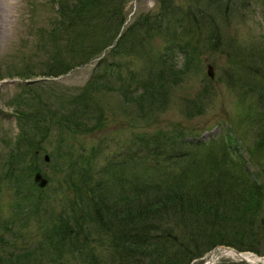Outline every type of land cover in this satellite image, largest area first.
Here are the masks:
<instances>
[{
  "label": "rangeland",
  "instance_id": "rangeland-1",
  "mask_svg": "<svg viewBox=\"0 0 264 264\" xmlns=\"http://www.w3.org/2000/svg\"><path fill=\"white\" fill-rule=\"evenodd\" d=\"M198 2L129 0L114 43L100 57L59 77L46 75L54 41L66 44L68 35L56 25L58 0L6 4V36L0 44V264H128L113 247L122 234L96 221L98 194L115 201L134 192L135 184L164 181L173 173L190 181L195 173L223 166L220 160L230 141L234 155L247 160L263 156L256 146L258 121L264 130L259 103L260 95L264 101V0ZM164 6L188 25L182 28L174 19L150 33L143 18ZM188 11L195 12L193 25ZM140 19L132 38L116 48L121 35ZM101 58L106 62L99 66ZM112 62L109 84L89 92L84 107L75 103L95 71ZM246 67L254 73L246 75ZM160 73L166 77L162 95L151 99L124 92L136 89L138 81L154 83ZM158 140L166 155L155 150ZM192 142L215 146L214 160L208 166L192 164L190 171L194 155L180 159L169 151L194 153ZM249 169L264 177L262 164L251 162ZM37 173L47 179L45 186L34 180ZM112 179L118 181L111 184ZM257 215L259 220L264 216V205ZM171 224L164 221L161 227ZM184 230L175 226L173 233L182 237ZM257 233L256 252L244 253L264 260L263 226ZM225 235L235 242L233 233ZM227 247L216 246L190 264H204L218 248ZM174 257L188 259L186 254ZM135 260L141 262L129 263ZM214 264L250 263L227 255Z\"/></svg>",
  "mask_w": 264,
  "mask_h": 264
},
{
  "label": "trees",
  "instance_id": "trees-1",
  "mask_svg": "<svg viewBox=\"0 0 264 264\" xmlns=\"http://www.w3.org/2000/svg\"><path fill=\"white\" fill-rule=\"evenodd\" d=\"M128 1L66 0L64 2V0H58L59 17L58 20L56 19V25L68 35L63 39L66 44L62 45V42L57 44V41H54L56 51L52 55L53 62H49L50 67L46 75L59 77L76 67L89 63L93 58L100 57L101 51L110 47L118 37L126 21L124 6ZM198 1L196 0L197 4H199ZM173 8L176 9V7ZM174 11L164 6L156 15H146L142 24L149 27L150 33H153V30L164 29L165 23L171 24L175 19ZM194 13L193 11L187 13L192 17L191 25L196 22ZM186 17L184 15L183 20ZM140 21L141 19L132 24L128 34L125 32L121 35L116 48L121 49L122 43L132 38ZM174 22L182 28L183 23L187 22L188 25V21L184 22L177 18ZM187 29L188 32L191 31L189 26ZM176 35L175 32V38ZM133 43H135L134 40L130 45L132 46ZM63 47H67L66 52L61 50ZM175 49H170L171 53ZM99 62L98 65L101 66L106 61L101 58ZM114 64L112 62L111 65H106L100 72L96 70L88 82V89H85L83 94L74 97L75 103L84 107L86 99L90 97L89 92L96 87L107 86L109 77L114 73ZM246 68L244 69L246 75L254 73L252 69ZM170 70L173 76L177 75L175 70ZM163 73L155 78L154 83L148 85L147 82L138 81L135 85L136 89H125L124 92L129 95L141 93L143 96L154 99L156 94L162 95L163 93L162 90L166 83ZM253 85L251 81L249 87L254 88L255 91L256 87ZM262 101L263 97L260 95L259 103L263 110L261 119H264V101L263 103ZM257 127L259 136L256 148L263 153V156L257 160H254L252 156L247 160V158L234 155V152L230 150L233 141H230L228 149H224L220 160L223 166L217 164L218 166L212 167L211 170L195 173L190 181L181 179V176L173 173V176L163 177L164 181L149 182L143 185L135 184L132 187L134 192L123 193L115 201L106 200L98 194L95 210L96 221L104 222L105 227L111 229L114 234H122V237L117 239L118 243L113 246L116 253L128 261V264L132 259L140 258L141 262L135 260V264H190L195 258L204 256L216 246H232L239 251L256 252L254 243L257 240V230H260V226L264 228V216H261L259 220L257 215L264 205L262 183L264 177L249 169L251 162L254 167H260V164L264 167V161L261 160L264 157V130L261 131L259 121ZM262 128L264 129V125ZM160 139L162 141V136ZM161 141L158 140L155 143L157 148L155 150L157 152L161 150L160 153L164 152L166 155L167 152L159 148L160 143H163ZM149 142L147 141V144ZM192 145L196 147L194 153L192 150L183 152L184 150L180 148L179 154L174 150V152L169 151V155L172 157L176 155L175 158L180 159H186L187 156L191 158L194 155L190 162V171L192 164L194 168L199 164L208 166L207 163L214 160L212 153L214 143L210 147L202 142H192ZM157 152L154 155L159 156ZM260 172L263 174L262 171ZM14 178L17 179V177ZM117 181V179H112L110 183ZM164 221H169L174 226L172 228L161 227ZM217 222L229 229L224 231L217 229L220 228ZM66 226H61L60 229H66ZM175 226L185 229L182 237L173 233ZM64 232L66 233L67 230ZM226 233H233L236 237L235 242L226 239ZM60 234L64 238L63 232ZM174 246L178 247L174 256L186 254L188 259L182 261L177 257H171L169 254L172 253ZM122 258L118 262L122 261Z\"/></svg>",
  "mask_w": 264,
  "mask_h": 264
},
{
  "label": "bare ground",
  "instance_id": "bare-ground-1",
  "mask_svg": "<svg viewBox=\"0 0 264 264\" xmlns=\"http://www.w3.org/2000/svg\"><path fill=\"white\" fill-rule=\"evenodd\" d=\"M16 0H0V44L3 43L2 39L6 36L5 31H6V26H7V12H6V4L7 3H15ZM6 8V9H5ZM4 18V19H3ZM41 174V173H40ZM42 175V174H41ZM35 180V179H34ZM237 250V251H236ZM234 248H218L215 254L211 255V257L207 258L206 262L204 264H214L217 262V260L220 257L223 256H231L232 258H240L241 260H244L247 263L250 264H264V260L262 257H258L254 253H244V251H239L238 249Z\"/></svg>",
  "mask_w": 264,
  "mask_h": 264
},
{
  "label": "water",
  "instance_id": "water-1",
  "mask_svg": "<svg viewBox=\"0 0 264 264\" xmlns=\"http://www.w3.org/2000/svg\"><path fill=\"white\" fill-rule=\"evenodd\" d=\"M209 68V75L212 76L213 73H212V69L213 67L211 66H208ZM46 160H48V156L45 157ZM35 181L39 183V186L42 187V186H45L48 181L46 178L43 177V175H41L40 173H37L34 177ZM229 248V247H228ZM232 249V248H231ZM234 250V249H233Z\"/></svg>",
  "mask_w": 264,
  "mask_h": 264
}]
</instances>
